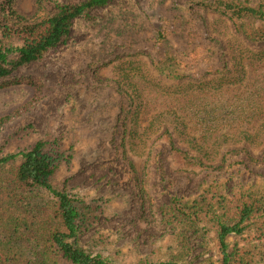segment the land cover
<instances>
[{
	"label": "rangeland",
	"instance_id": "obj_1",
	"mask_svg": "<svg viewBox=\"0 0 264 264\" xmlns=\"http://www.w3.org/2000/svg\"><path fill=\"white\" fill-rule=\"evenodd\" d=\"M82 1L45 0L40 10L38 0H0V20L10 7L31 20L53 13L57 3ZM201 1L209 0H116L95 10L92 20H78L67 44L0 79L30 80L0 90V159L41 141L56 150L62 157L56 187L97 208V221L79 245L113 264L160 262L178 253L162 214L173 198L192 203L211 186L229 195L240 188L264 192V41H250ZM175 5L194 27L169 35L170 45L181 49L189 35L214 51L216 41L229 64L226 84L196 93L171 88L182 81L167 82L155 72L150 49L117 42L121 24L138 22L151 35ZM211 64L201 67L218 68ZM166 131L194 165L175 159ZM203 238L188 234L187 264L218 262L211 235ZM256 253L253 264H264L263 244Z\"/></svg>",
	"mask_w": 264,
	"mask_h": 264
},
{
	"label": "trees",
	"instance_id": "obj_2",
	"mask_svg": "<svg viewBox=\"0 0 264 264\" xmlns=\"http://www.w3.org/2000/svg\"><path fill=\"white\" fill-rule=\"evenodd\" d=\"M115 1L57 3L53 13L47 10L31 20L10 7L0 20V79L12 76L21 67L42 60L50 51L67 44L78 20H92L95 10L108 8ZM201 2L227 15L237 32L250 41H264V0H259L253 7L234 0ZM44 3L45 0H38L40 10H45ZM159 18L162 23L151 35L142 34L143 26L140 30L138 22L121 24L117 42L150 49L155 55L152 62L155 72L167 82L182 81L171 88L196 93L215 86L214 82L222 83L221 86L228 82L229 64L216 41L212 44L217 47L210 45L214 48L211 51L201 39H191L187 35L182 37L183 47L175 49L168 36L177 31L187 34L194 27L193 21L181 14L177 5L167 10L166 17ZM254 20L261 24L254 27ZM108 26L104 24L103 27ZM106 39H109L108 35ZM15 40L21 45L16 46ZM211 63L218 68L202 69V65ZM197 67L200 68L197 70ZM199 75L206 79L199 80ZM24 81L30 82L18 78L0 82V90ZM199 113L194 111L193 115ZM175 117L173 114L172 124ZM164 135L175 159L183 166L194 165L189 153L175 146L170 131ZM48 146L41 141L29 150L0 159V264H113L79 245L82 236L97 221V208L72 197L66 188L56 187L62 157ZM10 163L15 166L9 167ZM162 214L176 237L178 253L164 261H146L144 264H187L186 259L193 252L187 239L189 233L202 238L211 235L219 260L209 264H253L259 245H264V192L240 188L229 195L219 186H211L201 199L192 203L173 198L170 204L162 207ZM233 237L237 240L232 243ZM205 242L204 246L208 247V241ZM259 261L264 262V253L259 255Z\"/></svg>",
	"mask_w": 264,
	"mask_h": 264
}]
</instances>
